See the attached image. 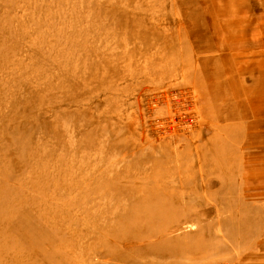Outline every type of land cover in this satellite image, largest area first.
<instances>
[{
  "label": "rangeland",
  "instance_id": "rangeland-1",
  "mask_svg": "<svg viewBox=\"0 0 264 264\" xmlns=\"http://www.w3.org/2000/svg\"><path fill=\"white\" fill-rule=\"evenodd\" d=\"M264 0H0V264H264Z\"/></svg>",
  "mask_w": 264,
  "mask_h": 264
},
{
  "label": "crops",
  "instance_id": "crops-1",
  "mask_svg": "<svg viewBox=\"0 0 264 264\" xmlns=\"http://www.w3.org/2000/svg\"><path fill=\"white\" fill-rule=\"evenodd\" d=\"M261 45H264V42H262ZM262 99H264V96L262 97Z\"/></svg>",
  "mask_w": 264,
  "mask_h": 264
}]
</instances>
